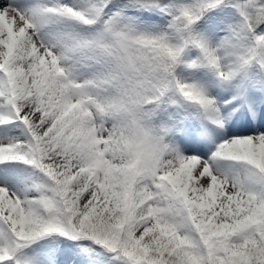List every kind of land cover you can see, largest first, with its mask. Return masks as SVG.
<instances>
[{"label": "snow or ice", "instance_id": "obj_1", "mask_svg": "<svg viewBox=\"0 0 264 264\" xmlns=\"http://www.w3.org/2000/svg\"><path fill=\"white\" fill-rule=\"evenodd\" d=\"M0 264H264V0H0Z\"/></svg>", "mask_w": 264, "mask_h": 264}]
</instances>
